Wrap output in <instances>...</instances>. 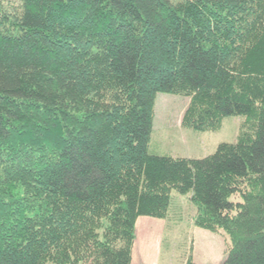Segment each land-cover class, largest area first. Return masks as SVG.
Masks as SVG:
<instances>
[{"label":"trees","instance_id":"trees-1","mask_svg":"<svg viewBox=\"0 0 264 264\" xmlns=\"http://www.w3.org/2000/svg\"><path fill=\"white\" fill-rule=\"evenodd\" d=\"M0 0V264H132L136 222L190 194L221 264H264V0ZM234 144L149 153L156 95ZM186 264H194L187 261Z\"/></svg>","mask_w":264,"mask_h":264},{"label":"rangeland","instance_id":"rangeland-1","mask_svg":"<svg viewBox=\"0 0 264 264\" xmlns=\"http://www.w3.org/2000/svg\"><path fill=\"white\" fill-rule=\"evenodd\" d=\"M171 1L176 3L179 0ZM1 3L10 15L19 10L20 3L17 0H1ZM188 102L189 99L182 96L163 93L156 95L150 154L200 159L214 154L219 144L237 142L244 117L225 118L217 132H194L181 126V117ZM194 214L195 208L190 201V194L171 192L167 218L163 222L156 221L161 223V229L159 235H153L152 240L156 239V244L159 239L160 245L151 247L150 260L156 264H186L193 260L192 256L199 250L192 246L193 238L189 231L190 219ZM144 218L156 220L140 217L137 221L138 227ZM136 251L137 249L135 256ZM146 264H150V261Z\"/></svg>","mask_w":264,"mask_h":264},{"label":"crops","instance_id":"crops-1","mask_svg":"<svg viewBox=\"0 0 264 264\" xmlns=\"http://www.w3.org/2000/svg\"><path fill=\"white\" fill-rule=\"evenodd\" d=\"M192 218L190 219L189 227L191 237L193 238L192 246L199 248V250H197L196 252V255L192 256V262L194 264H221L225 258L226 251V243L224 237L220 234H214L206 230L196 228L193 225ZM138 220L139 218L137 219V221ZM156 221L163 222L164 220L156 219L154 221L144 218L140 222L139 227L138 223L136 222V237L132 251V264H146V262L149 261L150 264H156L155 261L149 259L151 247H159L160 245L159 239L158 243L156 244V239L152 240L153 235H159V230L161 229V223H158ZM136 249L137 253L135 256L134 253Z\"/></svg>","mask_w":264,"mask_h":264}]
</instances>
